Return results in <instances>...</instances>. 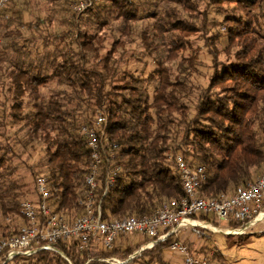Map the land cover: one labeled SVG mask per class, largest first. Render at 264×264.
Returning a JSON list of instances; mask_svg holds the SVG:
<instances>
[{"label": "trees", "instance_id": "trees-1", "mask_svg": "<svg viewBox=\"0 0 264 264\" xmlns=\"http://www.w3.org/2000/svg\"><path fill=\"white\" fill-rule=\"evenodd\" d=\"M194 1L97 0L76 11L70 0H12L1 9L0 237L17 231V217L23 222L20 203L36 198L39 175L53 211L69 219L83 212L91 155L81 127L97 115L105 124L94 194L106 220L148 215L182 197L174 164L179 143L191 147L190 159L180 153L190 166L204 167L199 197L231 193L264 167V0H202L198 14H180ZM221 22L232 59L208 52L211 72L199 89L191 76H168L164 64L183 48L184 33L205 30L216 47ZM148 64L147 75L138 70ZM130 235H119L110 249L71 255L73 263L110 264L98 259L129 254L149 240L133 245ZM172 240L121 264H171L165 252ZM5 264L68 262L40 249Z\"/></svg>", "mask_w": 264, "mask_h": 264}, {"label": "built area", "instance_id": "built-area-1", "mask_svg": "<svg viewBox=\"0 0 264 264\" xmlns=\"http://www.w3.org/2000/svg\"><path fill=\"white\" fill-rule=\"evenodd\" d=\"M12 0H0L1 9ZM97 0H70V7L82 11ZM105 117L97 115L92 126H82L90 148L91 162L85 175L87 191L81 200L83 212L73 219L53 211L48 202L49 190L44 175L35 180L36 198L26 199L20 203L23 222L17 231L9 236L0 237V264H5L16 256L26 257L40 249H49L59 253L69 264L71 260L60 249L67 246L74 257L84 250L97 246L110 249L119 235L137 233L149 238L145 247H151L159 241L173 237L169 250L182 259V264H214L211 259L192 253L187 238L202 237L206 231L240 234L257 219L264 217V172L257 178L238 186L228 194L204 198L197 196V189L204 178V167L190 166L181 154L174 156V164L180 177L183 195L162 203L153 213L142 216L127 215L118 219L106 220L101 211V199L95 197L96 176L102 162L103 125ZM116 143H108L111 149ZM109 159H114L110 153ZM106 181L103 194L113 183V174ZM102 194V195H103ZM213 214L217 221L236 222L233 229H220L211 220L196 217L197 214ZM61 244V245H60Z\"/></svg>", "mask_w": 264, "mask_h": 264}, {"label": "rangeland", "instance_id": "rangeland-1", "mask_svg": "<svg viewBox=\"0 0 264 264\" xmlns=\"http://www.w3.org/2000/svg\"><path fill=\"white\" fill-rule=\"evenodd\" d=\"M221 4L222 6L228 5V3H221ZM193 7L194 9L192 10L184 9L185 11L180 12V14H183L184 16H186L188 13L196 14L197 11L202 10L205 7V3L202 0H196L193 2ZM177 8H179L178 10L181 9L180 7ZM196 24H199V22L196 21ZM228 30L229 28L226 23L224 22L219 23L218 32H219V36L222 37L219 38L218 40L219 44L217 42L216 47L213 44L214 39L209 38L208 37L209 35L207 32L205 33V30L204 31L200 30L199 32L197 30L193 33H184L185 35L184 38L181 37V33H177V35H179L180 38H182L181 44L183 48L178 49L176 53L172 52V55L169 57V59H167L166 63L164 64V66L169 71L168 76H171L173 80L178 76H191V81H190L191 84H193V86H196V89H199L201 82H206L205 76H209L211 72V70L209 69V66L211 64L209 59L211 58V56L209 55L210 53L208 52H212V53L214 52L215 54L214 53L213 54L214 56L216 55L215 58H217L218 60L219 59L230 60L233 57V52L235 48H232L231 46L230 49L231 42L229 44L228 43L226 44L227 34L225 33ZM112 40H115V36L112 37ZM108 41L110 42L111 39H109ZM234 43L237 44L238 40L234 39ZM225 44L226 47L223 48V45ZM192 61L195 64L194 66L193 64H191ZM152 66L150 64H148L147 66L139 65L138 70H141L142 73L147 75V72H149ZM178 145L180 146V150L176 152H178V154L182 153L184 154V156L190 159L191 147L181 143H179ZM263 172H264V167H262L258 173L254 174V177L252 179L254 180L257 176H259ZM30 178H31L30 175L27 174L24 180H29ZM209 218L211 219L212 224L223 230L233 229L239 225L236 222L229 223L225 221H217L214 219L212 213L209 214ZM21 222H22L21 219L17 217L15 220L16 226L21 224ZM11 227H13V224L9 226L8 230ZM144 239L145 238L142 235L135 233V234H131L128 240L130 244L135 245L142 242ZM195 239H196V244L199 246L198 247L199 250L198 249L196 250V246L192 244V248L195 249L194 253H199L201 256L208 257L209 259L212 260V262H214V264L219 262H223L225 264H264V217L257 219L253 225H250L240 234H231V233L226 234L221 231H215V232L206 231V233H204L202 237L199 238L195 237ZM147 242H149V240L142 243L138 249L133 250L129 254L123 255L118 252L117 255L115 254L111 258L98 259V260L105 261L110 264H121L123 262H126L130 258L139 255L144 249L150 248V247H145V244ZM63 246L64 245H61L60 249L71 260L72 264H74L73 257L71 256V250L67 246L64 247ZM66 250L70 252V254L67 253ZM165 254H166V258L170 261L171 264H182V259L179 255L173 254L170 251H166ZM213 254H219V255L215 257ZM74 257H76V255ZM89 260L91 259L86 260L84 264H86Z\"/></svg>", "mask_w": 264, "mask_h": 264}, {"label": "crops", "instance_id": "crops-1", "mask_svg": "<svg viewBox=\"0 0 264 264\" xmlns=\"http://www.w3.org/2000/svg\"><path fill=\"white\" fill-rule=\"evenodd\" d=\"M182 238H187L188 242L190 243V246L195 245L196 246V250H199V246L196 244V239L195 237H190V235L187 234V232H182L181 233ZM194 247V246H193Z\"/></svg>", "mask_w": 264, "mask_h": 264}]
</instances>
